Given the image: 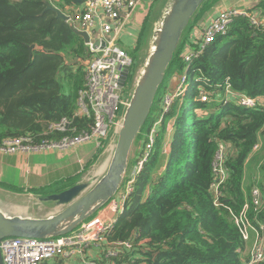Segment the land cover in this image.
I'll return each instance as SVG.
<instances>
[{
	"label": "trees",
	"instance_id": "1",
	"mask_svg": "<svg viewBox=\"0 0 264 264\" xmlns=\"http://www.w3.org/2000/svg\"><path fill=\"white\" fill-rule=\"evenodd\" d=\"M47 1L57 0H0V146L7 138L23 136L34 144L58 141L89 132L94 125L92 118L77 116L80 79L90 52L70 23L53 12L44 13ZM59 1L55 5L61 11L72 3ZM219 1L206 0L194 20ZM248 12L259 24L249 17H236L226 35L216 37L202 52L201 43L191 44L192 51L198 52L191 63L183 55L192 23L185 32L165 80L174 74L183 76L189 68V90L176 100L196 99L201 109H207L199 100L202 91L210 92L209 104L217 112L201 120L193 116L189 123L188 113L176 114L175 103L164 111L161 98L170 91L167 84L161 87L147 126L135 142L143 148L150 127L159 121L154 149L136 178L124 212L117 215L102 244L105 251L113 243L130 247L117 249L116 257L103 253L98 264H244L250 258L247 250L255 234L251 232L250 240L244 241L234 217L247 205L252 226H264V198L256 206L253 197L255 187L264 192V101L246 109L237 104V96L229 99L225 93L229 86L236 94L264 99V0ZM32 46L36 49L30 51ZM64 119L71 123L69 130L50 129ZM171 121L177 131L166 154ZM222 144L227 178L219 190L218 206L212 187ZM259 144L263 156L253 152ZM258 157L262 183L251 178L248 184L247 166ZM44 190L33 192L45 195ZM59 260L54 263L62 264Z\"/></svg>",
	"mask_w": 264,
	"mask_h": 264
},
{
	"label": "built area",
	"instance_id": "2",
	"mask_svg": "<svg viewBox=\"0 0 264 264\" xmlns=\"http://www.w3.org/2000/svg\"><path fill=\"white\" fill-rule=\"evenodd\" d=\"M147 0H85V9L75 12L70 16L69 23L81 31H87L95 38L87 44L91 58L86 61V86L79 91L77 99V116L92 118L94 125L92 130L75 136H64L58 141H43L41 144H34L32 139L24 136L19 138L5 139L0 146V153L16 154L18 152H55L67 151L90 142H99L108 137L112 127L119 129L123 117L121 112L126 111L130 105L131 94L123 96V89L120 87V71L124 67L131 68L133 60L124 49L119 46V39L125 32V25L131 20L135 11ZM238 16L249 17L253 24H259L258 18L247 11L235 9L222 11L202 31V36L195 42L201 43L202 52L207 45L212 44L216 37L226 35L230 25ZM102 18L101 39L97 38V31L94 30L95 20ZM96 32V33H95ZM96 40L105 42L104 48H94ZM101 53V55H99ZM197 51L185 52L183 57L191 63L197 55ZM189 68L180 77L178 88L174 92L166 93L161 98V104L165 112L173 106L176 98L182 97L189 90L187 78ZM207 84L208 82H204ZM227 98L233 99L237 96V104L246 109L258 107L264 100L262 98H251L243 94H236L229 86H226ZM210 92H201L202 103L211 102ZM71 123L64 119L60 123L52 124L53 131L66 132ZM159 121H156L147 133V141L143 149V155L133 168L131 176L125 175L128 180L124 186L123 193L118 192L108 203L102 212L83 222L75 232L69 235H62L51 238H27L13 237L4 240L0 246L4 264H44L46 261L62 258L71 259L80 257L84 264H98L94 260L85 257L86 251L92 245L103 244L108 233L117 222V215L125 210V202L129 195L135 190L136 178L143 169L150 153L154 149L155 137L158 131ZM259 146V145H258ZM254 148L255 152L258 148ZM217 153L215 176L213 184L215 191V204L220 197V187L225 183L226 167H224L225 145H220ZM130 175V173H129ZM123 185V184H122ZM122 187V186H121ZM121 189V188H120ZM254 204L259 206L263 203L264 192L258 187L253 189ZM249 208L246 205L240 216L234 217L235 224L239 227L244 241H249L251 232L255 234V253L245 264H260L264 262V226L260 229L252 226L248 220ZM120 246L130 247L129 243H119ZM253 252V251H252ZM119 250L113 249L108 252L107 257H116Z\"/></svg>",
	"mask_w": 264,
	"mask_h": 264
},
{
	"label": "water",
	"instance_id": "3",
	"mask_svg": "<svg viewBox=\"0 0 264 264\" xmlns=\"http://www.w3.org/2000/svg\"><path fill=\"white\" fill-rule=\"evenodd\" d=\"M82 1L84 0H73L75 4ZM205 1L170 0L162 20L157 24L152 49L136 83L130 105L124 113L118 132V141L105 176L96 178L95 183H81L59 194L40 198L43 202L55 203L62 207L48 218L9 217L0 209V246L4 240L13 237L45 239L69 234L114 198L122 186L135 142L149 119L175 53ZM45 5L44 13L53 12L57 19L66 23L70 21V16L50 2H45ZM70 27L86 45L95 38L87 31H81L74 26ZM99 46L104 48L105 42L96 40L94 48ZM34 49H36L35 46L30 47V51ZM130 74L129 67H124L120 71L122 89L126 86ZM0 264H4L1 249Z\"/></svg>",
	"mask_w": 264,
	"mask_h": 264
},
{
	"label": "crops",
	"instance_id": "4",
	"mask_svg": "<svg viewBox=\"0 0 264 264\" xmlns=\"http://www.w3.org/2000/svg\"><path fill=\"white\" fill-rule=\"evenodd\" d=\"M150 0H147L144 2L142 5L139 6V8L135 11L133 17L131 20L125 25V32L123 35H121L119 39V46L124 49L128 54L131 56V52L134 49H138V47L142 46L141 49L144 48V46L147 44L146 48V57H145V62L142 66H144L147 62V59L149 57L150 51L153 46V41H154V33L157 27V24L162 20L163 15L165 14V11L169 5L170 0H162L161 4V10L160 12H154L155 10L153 9V12L151 10L152 7L147 9V13H143L145 4H150L153 7L155 6L156 2L155 0L148 2ZM60 1L57 0L55 3H59ZM261 0H220L218 3H216L211 9H209L207 12H205L201 17H199L197 20L192 21V26L189 31H187L184 39V48L185 52H192L193 48L191 46L192 43H194L196 40H198L202 36V31L205 27H207L211 21L216 18L222 11L225 10H230V9H235L238 11H251L254 10L255 8L258 7L259 3ZM55 3L53 4L54 6ZM85 9V0L82 1L79 4H75L72 0V3L68 6H65L63 9L64 13H66L68 16H71L75 12L83 11ZM255 12V11H254ZM156 14V16H155ZM155 16V17H154ZM154 18V19H153ZM69 23V22H68ZM101 23H102V18H97L95 20V27L94 30L97 31V38L101 39ZM70 26H74L73 24L70 23ZM76 27V26H74ZM77 28V27H76ZM147 30V32H146ZM84 41V40H83ZM131 44V45H125V44ZM85 44V42H84ZM86 45V44H85ZM88 48V46L86 45ZM89 50V48H88ZM90 52V51H89ZM143 51H141L142 53ZM142 57V56H141ZM133 60V59H132ZM141 60V59H140ZM78 60H75L72 63H77ZM85 62V66H86ZM74 64V65H75ZM142 71V70H141ZM140 71V73H141ZM139 73V71L137 70ZM135 73L133 75L131 81H132V86L129 92V95L134 92V89L136 87L135 81L140 76ZM136 75L138 78H136ZM180 77L178 74H175L172 76V78L169 79V84L167 91L174 92L178 88V84L180 81ZM130 79V78H129ZM136 79V80H135ZM135 85V86H134ZM134 87V88H133ZM123 96H126L124 90H123ZM127 97V96H126ZM78 109V107H77ZM120 116L124 117V111L121 112ZM123 120V119H122ZM151 128V127H150ZM112 129V128H111ZM150 130V129H149ZM118 132L119 128L117 129L116 127H113L112 130H110L108 137L105 139L100 140V144L95 148L94 144L99 143V142H90L83 144L81 146H78L76 148L67 150V151H55V152H38V153H29V152H18L16 155L14 154L13 156L9 157H0V183L5 186L7 189H3L0 187V209L2 212H4L7 216L9 217H22V218H35V219H44L48 218L54 214H56L60 209V207L56 204V207L46 209L47 207L42 206V210H50V212L44 213V214H34L33 212L31 213L29 207H22V206H17L16 202L13 200L15 199L12 196V193L9 192L8 188L13 187L15 185H24L25 183L30 185L31 193L34 194L33 192L34 189H46L47 187H55L56 190L54 192H46L45 195L43 196H50L53 194H59L64 188L69 184V182L72 180V178L67 177V178H62L64 175V172H69V171H64V170H70L74 169V171L77 170V166L80 164L81 159H91L92 157L99 155L100 153H104L107 146L109 145V141L112 142L116 140V144L118 141ZM173 135V121H171L168 125V134H167V145L165 147V153L169 154L170 152V140ZM115 144V147H116ZM114 147V150H115ZM83 148V152L76 157V159L73 161L71 164H58L56 167H52L48 169L45 167L43 164L37 163L36 160L40 156H54V155H67L70 153L75 152L78 149ZM95 148V149H93ZM144 149L140 146L137 145L136 147V153L135 155L139 152V156L141 154V151ZM114 150L112 155L110 156V159L108 158L105 164L101 167L100 172H98L97 176H94V178H102L100 177V173H103L105 170L106 166L110 165V162L112 160ZM136 155V156H137ZM97 157V156H96ZM36 159V160H35ZM131 159V158H130ZM85 160V161H86ZM88 160V161H89ZM101 160V159H100ZM99 160V161H100ZM83 166V168L86 166V163ZM131 162V160H130ZM60 172V173H58ZM48 174H57V178L59 181H55L49 184H45L46 186H41L42 183L46 181V175ZM78 182V181H77ZM78 184H81L80 181L78 183H70L69 185L71 188L73 186H76ZM68 185V186H69ZM15 188H13L14 190ZM70 189V188H69ZM37 195H40L36 193ZM46 197H41V198H46ZM40 202H43L40 200ZM46 203H51V202H46ZM109 203H107L102 209H100L97 213L102 212L104 208L107 207ZM96 213V214H97ZM110 249L105 251V248L103 247L102 244L100 245H94L92 247H89L88 250L86 251L85 257L90 260H95L97 261L100 256L106 252V257L108 255V252L113 250L114 245H110ZM252 247V245H251ZM55 259H60V263L62 264H84L82 262V259L80 257H75L71 259H62V258H55ZM54 260V259H51ZM50 261V260H48ZM46 261L44 264H48ZM53 264H56L53 262ZM57 264H59L57 262Z\"/></svg>",
	"mask_w": 264,
	"mask_h": 264
},
{
	"label": "rangeland",
	"instance_id": "5",
	"mask_svg": "<svg viewBox=\"0 0 264 264\" xmlns=\"http://www.w3.org/2000/svg\"><path fill=\"white\" fill-rule=\"evenodd\" d=\"M151 1H153V0H150L148 2H151ZM154 2H156V0ZM161 2H162V0H157V2H156V4H155L154 7L152 5H150V4H145V8H144L143 13L144 14L147 13L148 12L147 9H149L150 7H152L151 8L152 12H153V9L155 10L154 11L155 13L156 12H160L159 10H161L160 8L162 6ZM151 4H152V2H151ZM155 16H156V14H155ZM146 32H147V30H146ZM123 44H125V43H123ZM125 45H131V44H125ZM141 47L139 46L137 50L134 49L131 52V56H132V59H133V64L131 66V74H130V77H129L130 79H128V82H127L125 88L123 89L124 92H125V94H126V96L129 95V92H130V89H131V86H132L131 79H132L133 75H135V73L137 72V70L140 73V71L144 67L142 65L145 62L147 44L144 46L143 49H141ZM141 51H143V52L141 53ZM72 62H74V61H72ZM72 62L70 63V65H74ZM139 73L137 72L138 76H139ZM178 75L181 76L180 73ZM138 76L136 75V78H138ZM138 79H137V81H135V83L138 82ZM86 83H87V77H86V70H85V73H84V76H83V80L80 79V84H82L83 85V88H84L86 86ZM165 84H167V85L169 84V78H167L165 80V82H164L163 85H165ZM132 94L133 93H131V95ZM174 103L175 104H174L173 107L176 108V114L178 112L180 113V111H183L184 113H188L189 114L187 116L189 123H191L194 120V117L193 116H196L198 118V120H201V119H203L205 117H208L210 114L217 112V110L214 108V106L211 105V104H209L210 102L209 103H206L207 109H201V106L198 105L196 99L194 101H192V102L191 101H188V100H182V99H180V100H175ZM146 126L147 125H145V127ZM114 127H116L118 129L117 126H114ZM112 129H113V127H112ZM176 131H177V127H174L173 133H175ZM17 138H19V137H17ZM7 139H9V138H7ZM99 144H100V142L99 143H95L94 144L95 148ZM115 144H116V140H114L112 142L109 141V145L107 146V148H106V150H105L104 153H100L99 155H96L97 157L94 156L90 160L89 159H87V160L86 159H83V160L81 159L80 164L77 166V170L76 171H74V169L64 170V171H69V172H64V175H63L62 178H67V177L72 178V180L69 182V184L70 183H73V184L74 183H78L79 181H80V183H90V182L91 183H93V182L95 183L94 176H97L98 172H100L101 167L105 164V162L107 161V159L108 158L110 159V156L113 153ZM95 148H93V149H95ZM261 148H262V144H259L257 150L255 151V153H258L259 156H263L261 154L262 151H263V150H261ZM83 150H84L83 148H81V149L79 148L75 152L70 153V154H67V155L40 156V157L37 158V160L36 159L35 160H36L37 163L43 164L45 167H47L48 169H50L52 167H56L58 164H71V163H73V161L76 159V157L79 156L83 152ZM135 153H136V146L134 145V148H133L132 153H131V159H130L131 162H130L129 167H128V170L126 172V175L128 174L127 176H129V177L131 176L132 170L136 166L137 161L143 155V150L141 151V154L139 156V159H138L139 152L137 153L138 155L136 154L137 156L135 155ZM9 156H13V155L12 154L0 153V157H9ZM259 158L260 157H258L256 160H254L250 166H247L248 169H247L246 179L248 180V184L251 183V178H254V180L256 181V183H262V177L259 174V169H258V161H259L258 159ZM87 161H88V163H86V166L83 168V166L85 165V162H87ZM108 166H106V168L103 171V173H100V175L103 174L100 177L105 176L106 171L108 169ZM58 173H60V172H58ZM129 173H130V175H129ZM56 175L57 174H48V175H46V181L44 183H42L41 186H46L45 184H49V183H52V182H55V181H59ZM97 177H99V176H97ZM127 182H128V180H126L124 178L123 183H122L123 185H122V187H120L121 189L118 192V195H120L121 193H123L124 186H127L128 185ZM68 185L61 192H64V191L68 190L69 188H71V186L70 185L68 186ZM0 187L3 188V189H5V190L7 189L1 183H0ZM13 188H15V189L13 190ZM29 188H30V185L27 184V183H25L24 185H15V186H13L11 188L10 187L8 188L9 192L12 193V196L14 195L13 197L15 199H13V200L16 202V205L17 206L26 207V209H27V207H29L31 213L33 212L34 214H44V213H46V211L47 212H50V210H46V209H48V207H50V208L56 207V205H54L55 203L40 202L39 201V198L46 197V196L37 195L36 192L34 194H32L31 193V189H29ZM55 190H56L55 187H47L44 191L45 192H54ZM42 206L43 207H47V208L42 210ZM65 208L66 207H64V209ZM60 209H62V207H60ZM95 215H96V213L93 216H95ZM93 216H91V217H93ZM75 230L73 232H75ZM73 232H71V233H73ZM71 233H69V234H71ZM69 234H66V235H69ZM250 244L252 245V247H251V245H249L247 251H248L249 256H251V254L253 256V254L255 253V249H253L254 248V245L256 244L255 243V240L252 239L250 241ZM113 245H114V247H113L114 249H122V247H123V246H120L119 243H113ZM92 246H94V245H92ZM92 246H90V247H92ZM250 258H248L247 260H249ZM53 262H54V260H50L47 263L48 264H53Z\"/></svg>",
	"mask_w": 264,
	"mask_h": 264
},
{
	"label": "bare ground",
	"instance_id": "6",
	"mask_svg": "<svg viewBox=\"0 0 264 264\" xmlns=\"http://www.w3.org/2000/svg\"><path fill=\"white\" fill-rule=\"evenodd\" d=\"M264 100V99H263ZM120 190V189H119Z\"/></svg>",
	"mask_w": 264,
	"mask_h": 264
}]
</instances>
